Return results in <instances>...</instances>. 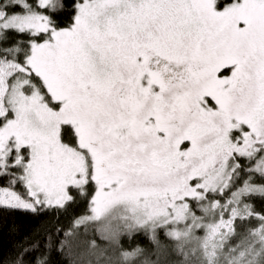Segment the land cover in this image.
<instances>
[{"label": "snow or ice", "instance_id": "snow-or-ice-1", "mask_svg": "<svg viewBox=\"0 0 264 264\" xmlns=\"http://www.w3.org/2000/svg\"><path fill=\"white\" fill-rule=\"evenodd\" d=\"M0 212V264H264V0H0Z\"/></svg>", "mask_w": 264, "mask_h": 264}, {"label": "trees", "instance_id": "trees-1", "mask_svg": "<svg viewBox=\"0 0 264 264\" xmlns=\"http://www.w3.org/2000/svg\"><path fill=\"white\" fill-rule=\"evenodd\" d=\"M0 217L3 218L7 224H16L24 227L26 231L30 230L33 225L38 222V219L43 220L47 218H35L29 214L24 213H4L0 212ZM62 222L67 224L69 222V218H62ZM15 237L10 232V229L6 226L4 222H0V253L3 255H8L11 251V245L14 243ZM55 260H60L59 257H54Z\"/></svg>", "mask_w": 264, "mask_h": 264}]
</instances>
